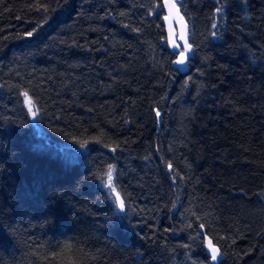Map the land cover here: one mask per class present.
Returning a JSON list of instances; mask_svg holds the SVG:
<instances>
[{"label":"trees","instance_id":"1","mask_svg":"<svg viewBox=\"0 0 264 264\" xmlns=\"http://www.w3.org/2000/svg\"><path fill=\"white\" fill-rule=\"evenodd\" d=\"M161 1L0 0V264H264V0H182L185 76Z\"/></svg>","mask_w":264,"mask_h":264},{"label":"water","instance_id":"2","mask_svg":"<svg viewBox=\"0 0 264 264\" xmlns=\"http://www.w3.org/2000/svg\"><path fill=\"white\" fill-rule=\"evenodd\" d=\"M182 0H169V3L166 4L165 0L161 1V25L164 29L165 34V45L168 52L175 57L172 62V70L176 71L179 75L185 76L190 72V60L193 55L192 46L191 50L186 53L187 59L183 65L176 63L180 59L179 53L182 48L185 46V40L188 44L191 45V35L190 28L187 23L186 18L182 14L181 5ZM170 4H175V7H170ZM167 17V19H165ZM173 41L180 45L181 47H174ZM203 232V230H202ZM213 247H215L212 244ZM217 249V247H215ZM206 255L209 257L210 264H218L221 259V253L218 250V255L216 260H212V251L209 247V242L206 246Z\"/></svg>","mask_w":264,"mask_h":264},{"label":"snow or ice","instance_id":"3","mask_svg":"<svg viewBox=\"0 0 264 264\" xmlns=\"http://www.w3.org/2000/svg\"><path fill=\"white\" fill-rule=\"evenodd\" d=\"M165 3L168 4L169 0H165ZM170 7L174 8L175 4H170ZM217 11H219V9ZM165 19H167V17H165ZM215 27H216V25L213 24V28H215ZM28 35L31 36L32 33L29 32ZM213 35H215V33H213ZM173 46L174 47H181L180 45L176 44L174 41H173ZM190 50H191V45L188 44V42L185 40V46L182 48V50L179 53H177L179 55L180 59L177 60L176 63L183 65L185 63V60L187 59L186 53ZM23 95L25 97V102L28 106V111H29V113L32 114L33 119H35L36 118V111L34 110L33 101L28 96L27 93H24ZM159 115H160L159 112H157V116H159ZM84 146H85L84 144H81V147H84ZM168 167H169V169H171L172 165L169 164ZM106 177H107V179H106L105 186L110 189L111 193L115 194V203H116V206L119 208L120 212H125V210H126L125 201H124V199L121 198L120 193L117 192V190L113 184V169L112 168L108 169V171L106 173ZM200 227L203 228L204 226L200 225ZM209 247L212 251V257H211L212 260H216L217 255H218V249H216L215 247L212 246L211 241H209Z\"/></svg>","mask_w":264,"mask_h":264}]
</instances>
